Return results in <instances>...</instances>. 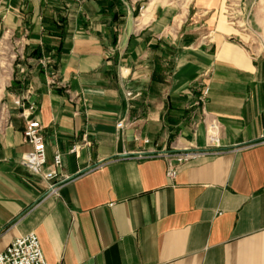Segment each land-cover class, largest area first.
<instances>
[{
  "label": "crops",
  "instance_id": "0c3cea01",
  "mask_svg": "<svg viewBox=\"0 0 264 264\" xmlns=\"http://www.w3.org/2000/svg\"><path fill=\"white\" fill-rule=\"evenodd\" d=\"M226 3L0 0V40L19 47L0 92V254L34 234L45 264H264V40L244 44ZM30 105L55 194L20 165ZM213 122L218 154L169 180L161 155L203 148Z\"/></svg>",
  "mask_w": 264,
  "mask_h": 264
},
{
  "label": "built area",
  "instance_id": "2783aa9c",
  "mask_svg": "<svg viewBox=\"0 0 264 264\" xmlns=\"http://www.w3.org/2000/svg\"><path fill=\"white\" fill-rule=\"evenodd\" d=\"M51 84L55 83L54 76L51 77ZM206 91L202 97L206 95ZM202 99V98H201ZM35 108L33 105L27 107L21 112L25 119V130L23 138L31 146V152L26 153L20 159V165L27 169L31 174L40 176L47 184L50 194H55L59 190L58 183H52L55 179L54 172L43 171L45 165V146L41 136V127L37 121L31 118ZM123 127L122 123L116 125L117 129ZM217 126L213 122L209 125L205 133V146L203 148H184L173 154H163L161 157L166 162V177L169 180H174L177 176L178 169L181 166L191 162L202 160L209 156L217 155L218 152ZM73 151H75L73 149ZM142 154H139L141 156ZM60 156L54 157V167L60 166ZM0 264H45L43 260L39 242L34 234H28L24 237L15 239L9 246L0 254Z\"/></svg>",
  "mask_w": 264,
  "mask_h": 264
},
{
  "label": "rangeland",
  "instance_id": "374dc122",
  "mask_svg": "<svg viewBox=\"0 0 264 264\" xmlns=\"http://www.w3.org/2000/svg\"><path fill=\"white\" fill-rule=\"evenodd\" d=\"M135 1L144 4L145 7L151 6V4L153 7L157 4L186 7L191 0ZM224 17L226 23L242 36L241 39L247 46L258 45L264 40V0H227ZM15 46V43H11V38L7 34H3V38L0 40V92L7 84L8 80L5 79L11 75L17 55L19 56V47Z\"/></svg>",
  "mask_w": 264,
  "mask_h": 264
},
{
  "label": "bare ground",
  "instance_id": "6f19581e",
  "mask_svg": "<svg viewBox=\"0 0 264 264\" xmlns=\"http://www.w3.org/2000/svg\"><path fill=\"white\" fill-rule=\"evenodd\" d=\"M14 57V56H13ZM13 57H11V58H13ZM4 69V68H3ZM8 77H9V75L6 77V79H8Z\"/></svg>",
  "mask_w": 264,
  "mask_h": 264
}]
</instances>
